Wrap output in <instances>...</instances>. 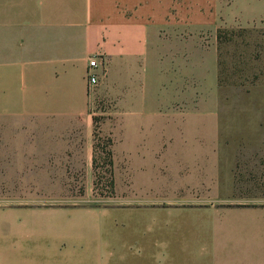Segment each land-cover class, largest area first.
Wrapping results in <instances>:
<instances>
[{
    "label": "crops",
    "instance_id": "0c3cea01",
    "mask_svg": "<svg viewBox=\"0 0 264 264\" xmlns=\"http://www.w3.org/2000/svg\"><path fill=\"white\" fill-rule=\"evenodd\" d=\"M168 6L0 0V264H264V117L208 112L213 97L196 98L195 40L186 50L135 34L142 19L174 26ZM187 52L184 74L172 59ZM95 56L108 63L105 80L115 59L127 80L137 62L150 75L126 113L98 126L111 138L107 197L94 191L96 119L87 113ZM177 86L183 108L161 113ZM55 185L65 198L54 199Z\"/></svg>",
    "mask_w": 264,
    "mask_h": 264
},
{
    "label": "rangeland",
    "instance_id": "374dc122",
    "mask_svg": "<svg viewBox=\"0 0 264 264\" xmlns=\"http://www.w3.org/2000/svg\"><path fill=\"white\" fill-rule=\"evenodd\" d=\"M168 8L167 22L175 21L174 26L167 24L157 27L147 24L146 19H142L135 34L163 36L166 44L174 45L176 49L181 46L187 50L195 40L198 49L202 50L198 52V64L195 66L199 88L196 98L202 100L213 97L216 108L210 104L211 108L205 107L208 112L264 117V0H170ZM117 34L126 33L117 31ZM177 52L180 53V50ZM188 56L187 52L184 58L172 59L176 62L177 71L179 68L184 74L191 72L193 63L192 58ZM168 60L169 58L166 59ZM123 61L114 60L112 73L106 80L108 63L105 64L103 61L99 71L102 82L88 90L87 113L94 115L96 119L94 191L99 196L107 197L111 192L108 155L111 138L108 134L97 132L98 126L105 124L107 117L112 114L126 113L129 110L127 107L129 95L137 92L143 84L144 76L150 80V75L143 74L142 62L134 64L136 72L127 80L126 73L120 74L119 71L121 68L124 69ZM207 65L216 73V81L212 87L210 83L213 80L208 79L207 75L209 70L204 69ZM175 76L177 77V73L175 75L173 69L167 72V81L171 82L172 86ZM144 89L146 92V86ZM180 91L181 89L173 90L169 97L164 98L159 107L161 113L179 112L180 108H183L178 96ZM150 93L153 94L154 91H148V96ZM205 108L200 105V110L205 112ZM56 173L57 171L55 175ZM62 181L65 184V178ZM70 190L76 194H83V185L74 184ZM62 198H65V185H55L54 199Z\"/></svg>",
    "mask_w": 264,
    "mask_h": 264
},
{
    "label": "built area",
    "instance_id": "2783aa9c",
    "mask_svg": "<svg viewBox=\"0 0 264 264\" xmlns=\"http://www.w3.org/2000/svg\"><path fill=\"white\" fill-rule=\"evenodd\" d=\"M102 65L99 63V59L95 56L92 57L88 62L87 67V83L89 86V89H92L96 87L99 83V74L98 71L101 70Z\"/></svg>",
    "mask_w": 264,
    "mask_h": 264
},
{
    "label": "trees",
    "instance_id": "16d2710c",
    "mask_svg": "<svg viewBox=\"0 0 264 264\" xmlns=\"http://www.w3.org/2000/svg\"><path fill=\"white\" fill-rule=\"evenodd\" d=\"M109 166H110V182H109V184H110V188L112 189V185H113V183H112V179H111V166H112V162H111V153L109 152ZM95 163H96V161H95V159H94V169H95Z\"/></svg>",
    "mask_w": 264,
    "mask_h": 264
}]
</instances>
